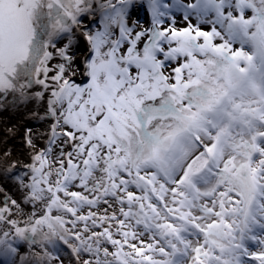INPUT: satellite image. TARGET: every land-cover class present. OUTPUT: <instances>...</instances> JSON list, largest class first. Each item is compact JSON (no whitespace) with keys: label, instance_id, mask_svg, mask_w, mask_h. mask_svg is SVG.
Returning a JSON list of instances; mask_svg holds the SVG:
<instances>
[{"label":"snow or ice","instance_id":"6c2138e0","mask_svg":"<svg viewBox=\"0 0 264 264\" xmlns=\"http://www.w3.org/2000/svg\"><path fill=\"white\" fill-rule=\"evenodd\" d=\"M21 107L0 264H264V0H0Z\"/></svg>","mask_w":264,"mask_h":264},{"label":"bare ground","instance_id":"6f19581e","mask_svg":"<svg viewBox=\"0 0 264 264\" xmlns=\"http://www.w3.org/2000/svg\"><path fill=\"white\" fill-rule=\"evenodd\" d=\"M133 19H139L142 24L148 26L150 24L151 16L147 7H137ZM204 27L208 26L205 25ZM83 49L84 46L82 45V52ZM33 111H40V114H42V110L25 107L12 113L10 110L0 112V152H11V156L8 160L0 158V188H3L14 198H20L22 193L18 190L14 174L6 173L4 169L12 160H19L22 163L28 161L27 149L24 143V133L26 129L31 128L34 133L39 134L44 132L47 127L44 121L33 116ZM7 128H13V134L5 135L3 130ZM23 171L24 169L18 166V168L14 170V173L19 174Z\"/></svg>","mask_w":264,"mask_h":264},{"label":"rangeland","instance_id":"374dc122","mask_svg":"<svg viewBox=\"0 0 264 264\" xmlns=\"http://www.w3.org/2000/svg\"><path fill=\"white\" fill-rule=\"evenodd\" d=\"M22 109L24 108V107H21ZM20 109V108H19ZM10 110V112L12 113V112H16L18 109H9Z\"/></svg>","mask_w":264,"mask_h":264}]
</instances>
